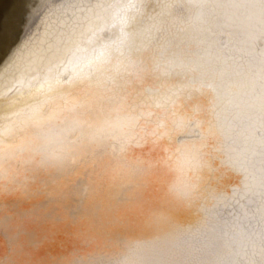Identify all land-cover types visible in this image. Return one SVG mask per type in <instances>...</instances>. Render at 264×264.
Segmentation results:
<instances>
[{
  "label": "bare ground",
  "instance_id": "obj_1",
  "mask_svg": "<svg viewBox=\"0 0 264 264\" xmlns=\"http://www.w3.org/2000/svg\"><path fill=\"white\" fill-rule=\"evenodd\" d=\"M120 84L0 81V149L75 156L59 169L16 165L0 184V223L40 245L43 264H264L258 102L217 115L184 106L170 85Z\"/></svg>",
  "mask_w": 264,
  "mask_h": 264
},
{
  "label": "snow or ice",
  "instance_id": "obj_2",
  "mask_svg": "<svg viewBox=\"0 0 264 264\" xmlns=\"http://www.w3.org/2000/svg\"><path fill=\"white\" fill-rule=\"evenodd\" d=\"M119 89L223 115L264 110V0H0V81Z\"/></svg>",
  "mask_w": 264,
  "mask_h": 264
},
{
  "label": "clouds",
  "instance_id": "obj_3",
  "mask_svg": "<svg viewBox=\"0 0 264 264\" xmlns=\"http://www.w3.org/2000/svg\"><path fill=\"white\" fill-rule=\"evenodd\" d=\"M75 160L71 150L50 146H33L22 143L13 147L5 145L0 149V184L16 178V165L26 167L38 164L48 168H63ZM0 264H43L40 245L27 244L20 240L15 222L0 223Z\"/></svg>",
  "mask_w": 264,
  "mask_h": 264
}]
</instances>
